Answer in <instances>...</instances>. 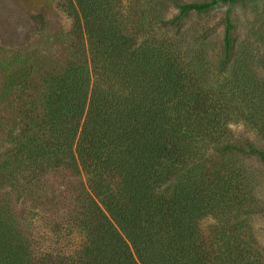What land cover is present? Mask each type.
Instances as JSON below:
<instances>
[{"label": "trees", "instance_id": "1", "mask_svg": "<svg viewBox=\"0 0 264 264\" xmlns=\"http://www.w3.org/2000/svg\"><path fill=\"white\" fill-rule=\"evenodd\" d=\"M241 1L176 0L170 19L168 0H66L89 58L81 44L64 72L46 78L43 100L26 101L0 153V184L28 195L44 176L72 172L69 226L86 241L75 254H37L6 213L0 264H264L242 238L243 221L216 233L217 248L201 228L244 207V171L232 160L264 165V148L231 129L264 123V82L253 59L235 57L229 16L217 64L205 41L167 34L192 13ZM213 154L227 160L215 170Z\"/></svg>", "mask_w": 264, "mask_h": 264}, {"label": "rangeland", "instance_id": "2", "mask_svg": "<svg viewBox=\"0 0 264 264\" xmlns=\"http://www.w3.org/2000/svg\"><path fill=\"white\" fill-rule=\"evenodd\" d=\"M142 1L147 5L148 0ZM167 4L168 18L179 15L173 7L176 0H168ZM227 16L234 24L235 57L253 59L257 77L264 82V0H243L205 13H192L180 27L170 28L167 34L190 44L194 40L205 41L217 64ZM81 44L84 59H88L86 42L80 43L77 39L66 0H0V153L12 146V137L22 127L20 116L26 101L43 100L48 90L46 78L64 72L77 59ZM231 129L236 139L249 140L264 148V123L259 129L245 124ZM222 161L227 160L213 154L209 165L215 170ZM232 161L244 171V207L223 221L213 217L205 219L201 223L202 234L207 246L217 248L216 233L243 221V240L251 243L264 258V165L258 158L243 155ZM80 179L86 182L83 176ZM77 187V179L69 171L44 176L28 195L11 194L9 188L0 184V226L9 213L33 252L41 254L61 249L66 254H75L86 241L85 235L69 226L75 199L68 191ZM227 220L230 222L226 225Z\"/></svg>", "mask_w": 264, "mask_h": 264}]
</instances>
